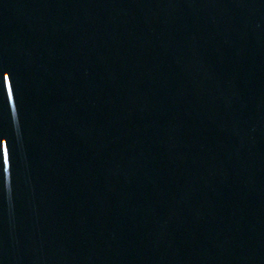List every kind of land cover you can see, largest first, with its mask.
<instances>
[{
	"label": "water",
	"instance_id": "1",
	"mask_svg": "<svg viewBox=\"0 0 264 264\" xmlns=\"http://www.w3.org/2000/svg\"><path fill=\"white\" fill-rule=\"evenodd\" d=\"M0 264H264V0H0Z\"/></svg>",
	"mask_w": 264,
	"mask_h": 264
}]
</instances>
